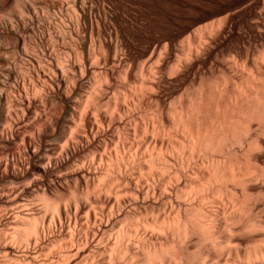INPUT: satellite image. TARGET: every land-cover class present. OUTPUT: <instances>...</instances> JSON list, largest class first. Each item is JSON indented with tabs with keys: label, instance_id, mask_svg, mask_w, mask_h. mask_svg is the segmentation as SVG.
<instances>
[{
	"label": "bare ground",
	"instance_id": "6f19581e",
	"mask_svg": "<svg viewBox=\"0 0 264 264\" xmlns=\"http://www.w3.org/2000/svg\"><path fill=\"white\" fill-rule=\"evenodd\" d=\"M111 1L0 0V264H264V194L248 186L264 180L263 51L153 107L141 87L165 67L128 77Z\"/></svg>",
	"mask_w": 264,
	"mask_h": 264
},
{
	"label": "rangeland",
	"instance_id": "374dc122",
	"mask_svg": "<svg viewBox=\"0 0 264 264\" xmlns=\"http://www.w3.org/2000/svg\"><path fill=\"white\" fill-rule=\"evenodd\" d=\"M57 11L58 10L55 9L56 13ZM57 14L60 13L58 12ZM105 14L102 16L108 20L106 21L108 29L114 30L115 28L120 29L121 27L123 31H126L124 34L126 40L124 39L123 41L125 42V47L122 52L124 54L122 56L128 61L126 64V68H129L130 71L128 77L132 78L135 75L137 77L142 76L138 68L150 59L152 62L154 61L152 66L160 64L158 66L162 65L165 67L161 74L162 77L158 75L159 73L155 72V68L154 70H151L153 75L151 74L152 77H150L151 79L154 77L153 80L156 83V87L155 85L150 88L146 86L148 88L147 90L150 92L146 90L145 86L141 87L144 98L151 103L150 105L153 107H157L160 103L168 106L173 101L176 103H188L189 99L194 97V93L197 92L196 90L199 89L203 83L213 84L216 79V81L226 80L223 78L228 79L229 76L230 78L234 77V75L236 76L238 72H236V67L233 68L235 63H232L235 61L234 58L238 56H242L241 58H243L247 55L249 58L254 59L257 55H262V51L264 53V0H112L108 3ZM117 14L122 15V19L125 21L124 23L119 24L115 19ZM93 21L95 23H92V28L88 30V32H93L87 33L92 39L96 37L98 26L96 21ZM221 22L222 24L224 23L222 25L223 29L220 27L219 32L217 30L218 34L214 31L215 33L212 32L211 36L209 35L212 38L205 39L207 49L203 51L200 50L201 52H198V56L193 57L195 59L191 58V61L189 59L188 61L191 63L187 62L186 65L184 63L182 65L183 67L179 66L180 69L173 70V68H168V65H173L172 62H168V60L170 58H176V54L180 55V48L182 47H180V45L190 44L194 35H201L205 28L207 29L212 25L221 24ZM159 38H162V40L161 43L157 45L155 42ZM67 41L71 43L70 40ZM89 44L91 43H88V48ZM166 45L170 47L168 48ZM155 47L158 48L154 49ZM166 47L168 48L167 50L171 48L169 51H171L170 54L172 55L167 54ZM155 50L158 51L156 52ZM163 52H165V54ZM118 53L120 54L121 52ZM166 55H168V57H166ZM162 57L164 59H162ZM90 58L93 62H97L98 59L101 61V58H98L97 60H95L96 57L93 56ZM167 58L169 59L167 60ZM156 62L160 63L157 64ZM225 62L226 64H224ZM132 63L135 64V66ZM223 70L227 71V73H224ZM225 74L227 76H225ZM122 76L124 82L125 75L123 74ZM157 77L158 80H156ZM119 78L121 79L119 81L122 82V77L120 76ZM216 81L214 83H216ZM230 83L231 80L228 82V85L232 84ZM132 86L130 85L129 87L130 91L132 89V91L135 92L138 89L137 92H139V86H136L137 89L135 86H133L134 89L131 88ZM153 87H155V89ZM16 97H18L17 93ZM103 110L106 114H108L107 112H113V109L111 112V109H107L105 106L103 107ZM171 127H173L172 124ZM20 143L22 142H17V144L22 145ZM261 155L259 156L264 164V154L261 153ZM87 156H90V154L85 157ZM252 181L253 182L248 183V186L250 184L251 189H254H252L251 192L254 194H260V191L262 190V193L264 194V183L262 184L264 180L259 179L256 183L254 180ZM256 185L259 187L261 186V190L257 189ZM262 193L261 195L263 196ZM261 197L260 195L258 196L259 200L263 201V198ZM6 236H8V234Z\"/></svg>",
	"mask_w": 264,
	"mask_h": 264
}]
</instances>
